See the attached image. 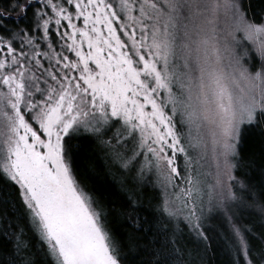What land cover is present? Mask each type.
<instances>
[{
	"label": "snow or ice",
	"instance_id": "obj_1",
	"mask_svg": "<svg viewBox=\"0 0 264 264\" xmlns=\"http://www.w3.org/2000/svg\"><path fill=\"white\" fill-rule=\"evenodd\" d=\"M213 244L264 264V0H0V264Z\"/></svg>",
	"mask_w": 264,
	"mask_h": 264
},
{
	"label": "trees",
	"instance_id": "obj_2",
	"mask_svg": "<svg viewBox=\"0 0 264 264\" xmlns=\"http://www.w3.org/2000/svg\"><path fill=\"white\" fill-rule=\"evenodd\" d=\"M96 164L98 167V170L100 172L105 171V162L103 159L102 154L97 157ZM91 186L95 189L96 193L105 199H109L112 194L116 191V183L113 181V179L110 176H102L100 178L93 179L91 181ZM150 195V193H146V197ZM145 207H147V201H145ZM211 259L213 261V264H227L228 257L224 253V251L218 247L216 244H213V248L210 252Z\"/></svg>",
	"mask_w": 264,
	"mask_h": 264
}]
</instances>
